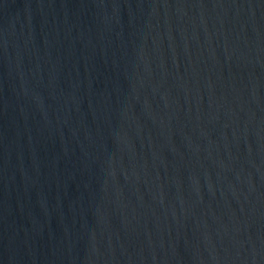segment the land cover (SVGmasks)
<instances>
[{"label":"water","instance_id":"obj_1","mask_svg":"<svg viewBox=\"0 0 264 264\" xmlns=\"http://www.w3.org/2000/svg\"><path fill=\"white\" fill-rule=\"evenodd\" d=\"M0 264H264V0H0Z\"/></svg>","mask_w":264,"mask_h":264}]
</instances>
